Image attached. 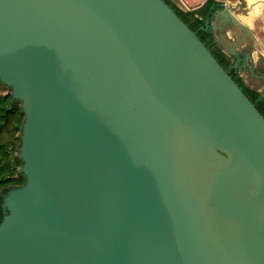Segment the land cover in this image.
Masks as SVG:
<instances>
[{"label": "water", "instance_id": "1", "mask_svg": "<svg viewBox=\"0 0 264 264\" xmlns=\"http://www.w3.org/2000/svg\"><path fill=\"white\" fill-rule=\"evenodd\" d=\"M0 83V264H264V117L164 0H0Z\"/></svg>", "mask_w": 264, "mask_h": 264}, {"label": "trees", "instance_id": "2", "mask_svg": "<svg viewBox=\"0 0 264 264\" xmlns=\"http://www.w3.org/2000/svg\"><path fill=\"white\" fill-rule=\"evenodd\" d=\"M164 1L171 6L191 30L195 32L198 30L196 32L198 38L206 45L205 41L211 35L199 28L203 26L206 18V10L213 3V0H207L201 7L191 11L182 10L172 0ZM210 50L224 69L231 65L229 58L223 53L221 48L215 46ZM233 79L264 117V101L260 98V95L256 91L243 85L241 78ZM23 119L24 114L21 111L20 103L12 98L10 91L0 93V202L2 195L9 189L19 187L24 183L23 175L18 172L22 162L17 158V150L20 143V127ZM1 218L2 211L0 208V220Z\"/></svg>", "mask_w": 264, "mask_h": 264}, {"label": "flooded vegetation", "instance_id": "3", "mask_svg": "<svg viewBox=\"0 0 264 264\" xmlns=\"http://www.w3.org/2000/svg\"><path fill=\"white\" fill-rule=\"evenodd\" d=\"M220 2L213 1V3L208 6L204 24L199 28L200 30H204L211 35V37L205 41L206 45L210 49L215 46L221 48L223 53L229 58L231 62V65L228 66L226 70L233 78H241V72H245L246 74H248L249 78L257 87H250L245 83L244 80H242L243 85L256 91L260 95V98L264 101V88H260L258 84L263 80L264 86V50L259 45V43L262 42L260 34L264 33V30H261L264 24V5L260 8V14L255 19V56H258V58L256 61L257 63L255 65V69L253 70L255 76V78H253V74H251L248 69V64H251L250 58L252 55V39L250 38V36L243 37L241 34H239L237 32V28L230 22H222L221 28H217L221 20L225 21L221 16L217 15V12L222 10V7L219 6ZM234 2L235 0H228V5L232 9L233 14L237 16L242 12L245 13V7L243 10H236V4ZM235 11H237L236 14L234 13ZM212 22H215L217 27H213ZM196 32H198V30ZM236 32L239 35H237ZM243 44L246 45L241 47ZM2 88L3 85L0 83V90Z\"/></svg>", "mask_w": 264, "mask_h": 264}, {"label": "crops", "instance_id": "4", "mask_svg": "<svg viewBox=\"0 0 264 264\" xmlns=\"http://www.w3.org/2000/svg\"><path fill=\"white\" fill-rule=\"evenodd\" d=\"M178 3H179V8H182V7H185L186 11H189L190 9H196V8H199L201 7L207 0H176ZM214 2H220V1H225V2H228V0H213ZM261 1V0H260ZM260 1H257L260 2ZM248 2V3H247ZM236 4V6L238 4H242L243 7H245V10L248 11V8H249V5L252 3L253 5L255 4V1H252V2H249L248 0H242V3L239 2V0H235L234 2ZM180 5L182 7H180ZM264 4H260L259 6H263ZM255 7V6H254ZM253 7V8H254ZM238 10V8L236 9ZM241 11V10H239ZM247 11H245V13H240L239 15H235L236 17H239L240 19L242 18V20L244 21V23L248 26V29L251 33V36L246 33V32H243L241 29L237 28V32L239 34H241L243 37H248L250 36V38L252 39V45H251V52H252V55H251V64L252 65V70L255 69V65H256V61H257V58L258 56L256 57L255 56V21H252L253 24H250L248 22V20L244 19V17H247L248 13ZM235 14L237 13V11L234 12ZM242 16V17H241ZM247 21V22H246ZM261 30H264V24H263V27L261 28ZM236 32L237 35H239L238 33ZM260 38H261V41L259 43V45L262 47V49L264 50V33H261L260 34ZM247 44V43H246ZM246 44H243L241 47L245 46ZM253 74L252 77L255 78L254 76V73H251ZM261 78V77H260ZM262 79V78H261ZM261 81V80H260ZM260 88H264L263 86V80L261 82L258 83Z\"/></svg>", "mask_w": 264, "mask_h": 264}, {"label": "rangeland", "instance_id": "5", "mask_svg": "<svg viewBox=\"0 0 264 264\" xmlns=\"http://www.w3.org/2000/svg\"><path fill=\"white\" fill-rule=\"evenodd\" d=\"M172 1L179 7V3L176 0H172ZM239 2L242 3V0H239ZM240 5L242 6V4H240ZM180 7H182V6L180 5ZM181 9L186 11L185 7H182ZM241 75H242V77H241L242 80H244L247 85H249L250 87H252V86L255 87L256 86L254 84V82H252V80L249 78L248 74H246L245 72H241ZM0 93H6L5 89L2 88L0 90Z\"/></svg>", "mask_w": 264, "mask_h": 264}, {"label": "bare ground", "instance_id": "6", "mask_svg": "<svg viewBox=\"0 0 264 264\" xmlns=\"http://www.w3.org/2000/svg\"><path fill=\"white\" fill-rule=\"evenodd\" d=\"M249 2H252V1H255V5L257 4V1H260V0H248ZM261 1H264V0H261ZM248 3V2H247ZM260 8H261V6H259V5H257V6H255L253 9H252V11H251V13L249 14V16L248 17H246L245 19L246 20H248V22L250 23V24H253V22L252 21H255V19L257 18V16L260 14ZM242 17V16H241ZM242 19V18H241ZM247 22V21H246Z\"/></svg>", "mask_w": 264, "mask_h": 264}]
</instances>
